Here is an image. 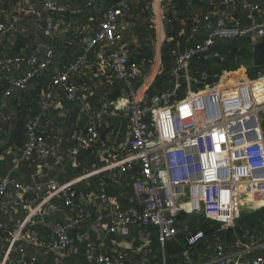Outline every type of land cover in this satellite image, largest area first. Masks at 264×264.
Returning <instances> with one entry per match:
<instances>
[{
	"label": "built area",
	"instance_id": "2783aa9c",
	"mask_svg": "<svg viewBox=\"0 0 264 264\" xmlns=\"http://www.w3.org/2000/svg\"><path fill=\"white\" fill-rule=\"evenodd\" d=\"M41 1L44 10L52 13L66 10L61 4L69 0ZM82 1L96 11L103 0ZM129 1L119 0L107 10L96 30H88L81 43L83 53L74 61L62 62L54 44H40L32 55L22 58H0V75L19 72L24 63L27 66L18 76H9L13 89L27 91L38 78L52 79L41 101L42 111L26 126L22 147L9 144L12 134L0 124V161L9 162L7 173L0 177V234L4 242L0 264H38L40 256H50L54 264H63L80 251L72 232L83 227L94 214L99 215L96 222L101 242L98 246L94 242L87 244L88 258L98 264H115L124 260L123 254L117 259L102 251L97 254L111 234L130 236L137 228L154 226L164 246L179 234L177 218L183 212L234 227L241 205L244 207L249 201L255 204L256 198L264 200V86L257 84L264 80V74L259 73L257 79L245 76L237 82H226L208 70L198 75L191 73L195 58L224 60L222 53L212 49L219 39L264 38V21L242 25L218 11L213 12L215 20L206 16L205 40L183 52L173 50L174 87L145 100L146 87L136 86L139 66L128 64L129 50L118 32V24L126 20L122 7ZM164 1L161 14L172 2ZM17 4L9 14V24L0 23L2 36L17 30ZM252 4L253 1L244 0L245 8H258ZM47 22L44 34L54 37L50 14ZM150 42L156 48L162 47L155 39ZM98 46L112 50L109 69L122 86L115 96L112 94L116 91L111 90L112 96L103 97L93 110L88 99L93 92L88 94L86 84L76 77L84 76L86 69L92 68L88 57ZM97 58L103 59L96 74L106 66L103 51L97 52ZM183 87L186 94L181 98L179 92ZM12 90L9 88L5 95L11 96ZM71 102L79 104L80 119L85 117L87 123L71 134L74 147L63 151L52 143V135L64 133L58 123L68 117L64 103ZM107 117L120 123L127 121L121 140L116 137L120 133L116 127H108L107 134L101 136L100 125ZM1 118L8 120L7 116ZM149 119L154 120L153 125ZM86 132L97 144L92 152L110 158L104 166H94L60 182L59 173L80 153ZM51 156L55 157L53 163L48 161ZM135 168L140 177L133 181L131 193L121 192L122 202L111 197L110 183L121 185V176ZM107 174L110 175L105 177ZM93 177L99 178V192L91 193L88 204H84V197L78 198L75 187ZM262 206L264 203L251 210ZM189 225L182 223L184 230ZM35 229L48 233L42 237ZM203 236L197 231L189 244ZM250 251L258 254L239 260ZM14 254L21 258L16 260ZM184 255H189L188 250ZM190 264H264V232L253 237L241 251L227 253L219 244L214 257Z\"/></svg>",
	"mask_w": 264,
	"mask_h": 264
},
{
	"label": "trees",
	"instance_id": "16d2710c",
	"mask_svg": "<svg viewBox=\"0 0 264 264\" xmlns=\"http://www.w3.org/2000/svg\"><path fill=\"white\" fill-rule=\"evenodd\" d=\"M119 0H103L97 6V10L87 8L82 0H69L61 4L66 7L64 11H54L48 13L44 10L41 0H29L23 2L20 0H0V23L9 24V14L17 4L20 16L17 30L9 32L2 36L0 33V58L24 57L32 55L35 47L42 45L54 44L56 52L65 64L76 60L81 55L82 39L87 35L88 30H96L105 18L107 10L115 5ZM253 1L252 7L245 8L244 0H172L167 6L166 11L160 13V7L164 0H130L123 5L126 12V20L118 24V32L122 37V43L126 44L129 50L128 64L137 63L138 83L137 87H146L145 100L151 96L167 90H171L175 84V78L172 70L175 66L173 50L184 51L187 48L203 42L207 35L206 16L212 20L216 19L213 12L218 11L220 14H226L230 18L239 21L242 25H250L254 21H264V0ZM53 19L52 33L54 37L44 34L48 26L47 17ZM87 15V16H86ZM93 16L94 19L89 17ZM151 39L162 43V47L153 49L148 44ZM254 43L251 37H240L233 40L219 39L212 47L214 51L223 54L224 60L214 59L206 61L202 58H195L191 62V73L198 75V72L208 70L212 75L218 74L222 80L230 81L238 77L243 71L236 72L243 67V61L251 58L250 45ZM102 49V50H101ZM103 51L106 58V66L102 73L92 75L100 66L103 58H97V52ZM112 50L108 47L98 46L89 54V62L92 68H87L84 76L76 77L78 82H84L86 85L88 99L92 103V109L99 107V101L103 97L115 96L122 82L117 80L109 69L110 57ZM159 59V60H158ZM27 68L24 63L19 72ZM19 72L11 73L18 76ZM152 72V74H151ZM236 72V73H235ZM249 77L256 79L259 73L264 74V64L262 66H253L248 69ZM10 73L3 72L0 75V124L4 125V130H10V145L22 147L26 136L25 130L27 124L35 116L39 115L41 110V101L44 93L48 90L51 83L50 76H44L35 80L33 85L27 90L13 89L9 84ZM257 75V76H256ZM256 76V77H253ZM257 84L264 86V80L258 81ZM10 88L11 96L5 93ZM116 92L112 95L111 90ZM95 91V93H94ZM185 87H183L179 96L185 97ZM67 108L68 117L59 119V126L64 128L61 135H52V143L59 145L60 149L65 151L67 148L74 147V141L70 140L74 130L83 129L86 118L80 119V107L78 103H64ZM3 117H8L6 122L2 121ZM153 119H149L150 125H153ZM87 123V122H86ZM108 127L120 128V133L116 137L121 140L127 130V121L122 123L111 117L105 118L100 125L101 136L104 137L109 131ZM66 128V129H65ZM84 144L80 153L75 159L66 166L64 172L59 173L60 182L68 181L75 178L83 172L90 170L92 167L104 166L110 158L99 156L92 152L97 144H93L91 136L86 132ZM68 141V142H67ZM9 167V162L0 161V177L4 176ZM55 173L52 172V175ZM107 174L105 177L109 176ZM140 177L139 169L135 168L121 176L123 183L112 184L109 188L111 197L117 201L120 200L121 192L131 193V185L135 179ZM28 179V178H27ZM79 184L76 188L78 198L84 197V204H88L91 193L98 194L99 178L93 177ZM253 197V196H251ZM254 199V197H253ZM261 199L256 198L255 208ZM93 210V209H92ZM94 214V212H93ZM178 227L180 229L176 238L167 240L162 246L158 229L154 226L140 227L135 229L130 236L111 234L105 240L100 251L117 259L120 254L124 255V260L115 264H190L200 263L215 256V248L222 244L224 250L229 252H238L248 247L250 240L258 234L264 232V206L241 213L236 219L234 227H228L226 224L208 219L205 216H193L186 212L181 213L178 218ZM189 223V229L184 230L183 222ZM84 227V226H83ZM83 227L72 232L75 243L79 245L80 251L76 256H70L63 264H98L91 261L87 255V244L96 243L98 246L101 242L100 234L92 238L84 237V240L78 239V234L83 232ZM38 234L42 237L48 232L40 229ZM197 231H201L204 236L194 244H189L190 237ZM146 236L147 243H142L141 239ZM3 235L0 234V260L3 257ZM126 241H131L134 249H127ZM107 242H114L113 248L106 247ZM131 247V246H130ZM188 250L189 255L185 256L184 251ZM95 253V255H97ZM258 253L255 251L245 252L239 258L245 261L255 257ZM14 258L20 259L21 256L14 254ZM27 264H31L27 261ZM38 264H54L52 257L40 256Z\"/></svg>",
	"mask_w": 264,
	"mask_h": 264
},
{
	"label": "crops",
	"instance_id": "0c3cea01",
	"mask_svg": "<svg viewBox=\"0 0 264 264\" xmlns=\"http://www.w3.org/2000/svg\"><path fill=\"white\" fill-rule=\"evenodd\" d=\"M156 1H159V0H156ZM258 39L257 38H253V41L254 42H256ZM240 71H243L242 72V74L238 77V78H240V77H249L248 76V74H247V72H248V69L246 70L245 68H244V66L241 68V69H239V70H237L236 72L238 73V72H240ZM235 72V73H236ZM250 78V77H249ZM235 80V78L232 80V78H231V80L230 81H234ZM224 81H228V80H224ZM98 220H99V215H97V214H94V216H93V218H91L88 222H86L85 224H84V227H83V234L81 235V233H79L78 234V239L79 240H84V237H88V238H90L91 240H92V238H94L95 236H98V230H99V225H98ZM97 221V222H96ZM108 221V219H106V222ZM106 247L107 248H109L110 247V243L109 242H107V244H106ZM114 247V242H111V247L109 248V249H111V248H113ZM113 250H114V248H113Z\"/></svg>",
	"mask_w": 264,
	"mask_h": 264
},
{
	"label": "rangeland",
	"instance_id": "374dc122",
	"mask_svg": "<svg viewBox=\"0 0 264 264\" xmlns=\"http://www.w3.org/2000/svg\"><path fill=\"white\" fill-rule=\"evenodd\" d=\"M87 16V15H86ZM91 17V16H90ZM148 44L151 46V48L153 49V45L151 44V42L149 41L148 42ZM253 44V43H252ZM250 47H251V45H250ZM106 59V58H105ZM159 60V59H158ZM253 63V58L251 57V58H246L244 61H243V66H244V68L247 70V69H251V67H253L254 65L252 64ZM247 74H248V76H250L249 75V73L247 72ZM92 75H96V73H90L89 74V78H92ZM257 76V75H256ZM256 76H253V77H256ZM257 78H259V75L256 77V79ZM88 87H89V85L88 84H86ZM94 93H95V91H94ZM66 129V128H65ZM68 142V141H67ZM243 197H245V196H243ZM251 199L250 200H253V197H250ZM264 203V201H260L259 203H258V205H261V204H263ZM257 205V206H258ZM252 206V202H250L249 201V203L246 205V206H244V207H242V205L240 206V208H239V210H238V213L239 214H241V213H243V212H249V211H251V207ZM141 242L142 243H147L148 242V239H147V237L146 236H143L142 237V239H141ZM125 245H127V247H129V248H127V249H134V247H133V244H132V242L131 241H126L125 242ZM131 246V247H130Z\"/></svg>",
	"mask_w": 264,
	"mask_h": 264
},
{
	"label": "water",
	"instance_id": "95a60500",
	"mask_svg": "<svg viewBox=\"0 0 264 264\" xmlns=\"http://www.w3.org/2000/svg\"><path fill=\"white\" fill-rule=\"evenodd\" d=\"M250 51L253 58L252 64L254 66H262L264 64V38L251 44ZM48 161L53 163L55 161V157L51 156Z\"/></svg>",
	"mask_w": 264,
	"mask_h": 264
},
{
	"label": "bare ground",
	"instance_id": "6f19581e",
	"mask_svg": "<svg viewBox=\"0 0 264 264\" xmlns=\"http://www.w3.org/2000/svg\"><path fill=\"white\" fill-rule=\"evenodd\" d=\"M238 81V80H237ZM237 81H235V82H237ZM261 201H264V200H261Z\"/></svg>",
	"mask_w": 264,
	"mask_h": 264
}]
</instances>
